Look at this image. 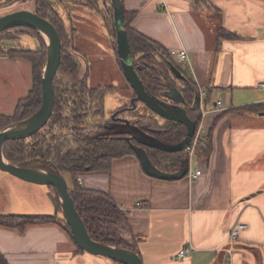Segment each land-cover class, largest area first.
Wrapping results in <instances>:
<instances>
[{
  "label": "crops",
  "instance_id": "1",
  "mask_svg": "<svg viewBox=\"0 0 264 264\" xmlns=\"http://www.w3.org/2000/svg\"><path fill=\"white\" fill-rule=\"evenodd\" d=\"M120 3L135 15L131 29L169 53L187 51L188 65L180 66L206 94L199 143L204 148L210 133L211 149L207 158L194 152L189 168L201 174L193 180L150 177L137 157L126 156L113 160L107 173L79 176V185L109 195L142 264H264V115L244 110L264 104V0ZM33 10L34 0H0V17ZM30 88V65L1 58L0 115L13 112ZM41 188L32 210L25 196L0 189V215L62 216L51 191ZM238 224L246 228L231 241ZM183 249L186 256L175 259ZM0 253L8 264H115L78 254L56 225L23 233L0 228Z\"/></svg>",
  "mask_w": 264,
  "mask_h": 264
},
{
  "label": "trees",
  "instance_id": "2",
  "mask_svg": "<svg viewBox=\"0 0 264 264\" xmlns=\"http://www.w3.org/2000/svg\"><path fill=\"white\" fill-rule=\"evenodd\" d=\"M113 1L34 0L33 12L55 28L61 43L60 65L53 80V111L43 129L23 140L7 141L2 154L9 163L17 167L43 169L69 178V195L91 240L135 251L119 236L118 226L123 222L122 215L109 195L82 188L77 178L86 173H107L113 160L126 156L136 157V149L144 151L151 167L167 175L187 173L184 176L187 177L190 159L186 149L163 151L143 146L128 132H119L115 126L123 122V110L112 113L109 120L104 115L105 99L115 93V88L89 87L85 77L81 75L80 61L73 50L75 17L73 12L69 14L63 4L70 2L73 7L87 8L88 11L96 13L101 18L107 35L113 37L116 48ZM123 12V30L127 34L131 64L145 92L156 100L182 108L188 119L195 124L196 134L201 122V113L196 107L198 92L195 83L187 77L167 50L131 29L134 13ZM0 35L4 36L0 37V59H22L31 67V88L27 96L19 100L12 116H0L2 131L12 124L30 118L40 109L41 75L46 62V45L43 39L29 28H15ZM219 35L221 38L234 37L224 32H220ZM25 36L37 42L35 50L20 45V40ZM3 42L13 44L5 46ZM169 83L181 94L183 99L181 104L164 98L169 91ZM244 110L261 114L264 113V104L250 105L244 107ZM130 123L166 147H178L186 137V128L182 124L164 120L160 124L156 118L147 116L138 117ZM194 139L195 135L187 148L192 146ZM201 144L202 142L195 148V152L202 151V156L207 158L212 144L210 133L204 148ZM47 188L53 194L61 215L60 203L54 188ZM43 225L60 227L72 240L69 227L62 216L0 215V228L14 229L20 233L29 227ZM76 252L84 253L77 247ZM0 264H8L1 253Z\"/></svg>",
  "mask_w": 264,
  "mask_h": 264
},
{
  "label": "water",
  "instance_id": "3",
  "mask_svg": "<svg viewBox=\"0 0 264 264\" xmlns=\"http://www.w3.org/2000/svg\"><path fill=\"white\" fill-rule=\"evenodd\" d=\"M113 16L116 37V54L120 60V68L126 82L129 84L135 100L143 104L155 116L164 120L182 124L186 128V137L184 142L178 147H166L156 140L145 135L140 130L129 132L131 136L141 145L157 148L163 151H178L186 149L190 140L195 135V124L191 122L185 111L179 106H172L167 102L159 101L149 96L139 80L130 59V49L127 34L123 30L124 12L119 0L113 1ZM15 28H29L34 30L44 41L46 45V62L41 75V107L30 118L12 124L0 131V172L6 173L20 181L44 187L54 188L58 197L61 214L69 227L71 238L75 246L92 256L102 257L117 264H142L140 257L133 250L110 246L94 242L89 237L83 221L75 210L73 201L69 195L68 184L65 178L60 174H52L38 168H21L9 163L2 154L3 146L7 141H16L29 138L43 129L52 114L54 96L53 80L60 65L61 43L55 28L45 19L37 16L30 11H16L0 17V34L4 31ZM45 37H44V36ZM169 91L164 95L168 101L181 104L182 96L175 86L168 84ZM260 115H264L261 113ZM13 126H23L19 132H6ZM141 132V136L137 137ZM136 157L139 159L144 172L150 177L163 181H176L182 179L187 173L177 175H167L159 173L149 164L143 150H135ZM123 241L134 249L132 240L123 239Z\"/></svg>",
  "mask_w": 264,
  "mask_h": 264
},
{
  "label": "rangeland",
  "instance_id": "4",
  "mask_svg": "<svg viewBox=\"0 0 264 264\" xmlns=\"http://www.w3.org/2000/svg\"><path fill=\"white\" fill-rule=\"evenodd\" d=\"M71 5L72 4H70V2H65L63 4L70 15L73 12L72 14L75 17L73 27H75L80 36L79 39L76 37L75 33L72 36L74 41V51H76L79 55H86V59L89 57V60H85L86 63L84 64V68L87 72L88 85L91 87L111 86L117 88L116 93L108 95L105 99V118L109 119L112 112L116 111V109L120 107H125L127 108V114L123 115V122L115 126L119 132L129 133L133 130H137V128L130 123V120L133 121L138 117L147 116L149 118H156L158 122L162 124L163 120L155 116L143 104L137 102L134 103L132 99H129L128 96L134 97V95L132 90L129 89L128 83L124 79L122 71L117 65V56L114 52V49H112L115 48V41L113 42L112 36H109L111 42L109 41L101 18L96 13L88 11L87 8L73 7ZM0 37L4 36L0 35ZM3 43L5 46H10L13 44V42ZM19 43L22 46L29 47L31 50H35L37 48V42L28 36L23 37ZM105 48H107L108 51H106V54H103L101 51L105 52ZM14 110L8 115L1 114L0 116H12L14 114ZM137 132L138 131L133 134H136L137 137H140L142 133L139 132L137 134ZM0 177L5 179L0 180V189L2 192H10L13 193L14 196H25V199L27 201L29 200L27 204L32 210L35 200L41 197L40 193L41 189H43L41 188L42 186L40 187L20 181L3 172H0ZM64 178L67 181V184L70 186V179L66 176ZM33 197H35L34 200H31ZM118 228L120 238L122 240L126 239V235L124 237V234L121 230L122 226L119 225Z\"/></svg>",
  "mask_w": 264,
  "mask_h": 264
},
{
  "label": "built area",
  "instance_id": "5",
  "mask_svg": "<svg viewBox=\"0 0 264 264\" xmlns=\"http://www.w3.org/2000/svg\"><path fill=\"white\" fill-rule=\"evenodd\" d=\"M170 56L178 65H183V64L188 65V62H189L188 58L189 57H188V53L185 49L182 48L177 52H172V53H170ZM262 88H264V85H262ZM205 98H206V94L204 92H201L198 90V108H201V105L204 102ZM219 105L220 104H218V106ZM199 141H200V129L198 128V130L195 134V139L193 141L192 146L190 148H186V153L188 154L189 159L192 158V156L195 152V148L198 146ZM200 174L201 173L199 171L191 173V171L189 170L187 177L190 180H193V179L197 178L198 176H200ZM77 181H80V180L78 179ZM245 228H246L245 225H242V224L236 225L230 234L231 241H235L238 238L240 231H243ZM187 253H188V249H183L176 255L175 259L181 260L186 256Z\"/></svg>",
  "mask_w": 264,
  "mask_h": 264
},
{
  "label": "flooded vegetation",
  "instance_id": "6",
  "mask_svg": "<svg viewBox=\"0 0 264 264\" xmlns=\"http://www.w3.org/2000/svg\"><path fill=\"white\" fill-rule=\"evenodd\" d=\"M107 32V31H106ZM75 34H76V36L77 37H80L79 36V34H78V32L76 31L75 32ZM107 37L109 38V41L111 42V39H110V37L107 35ZM75 38V37H74ZM74 42V41H73ZM112 48V47H111ZM112 49H114V52H115V54H116V48H112ZM73 50H74V43H73ZM106 51H108V49L107 48H105V52ZM74 55L79 59V61H80V66H81V75H83L84 77H85V79H86V82H87V80H88V78H87V72H86V70H85V68H84V64L86 63V61H87V59L89 60V57L86 59V55H79L76 51H74ZM116 56H117V54H116ZM86 60V61H85ZM117 65H118V67L120 68V60H119V58L117 57ZM120 70H121V68H120ZM125 79V78H124ZM87 86H89L88 85V83H87ZM128 86H129V84H128ZM89 87H91V86H89ZM93 87V86H92ZM96 87H98V86H96ZM111 87V86H110ZM113 88H115V93L117 92V88L116 87H113ZM129 89L130 90H132L131 88H130V86H129ZM197 92H198V90H197ZM132 93H133V91H132ZM133 95L135 96V94L133 93ZM129 97V99H132L133 101H134V103H140V102H138V101H136L135 100V97H131V96H128ZM196 107H198V96H197V99H196ZM122 110H123V115H126L127 113V108H123V107H120ZM120 108H118V109H116V111L117 110H121ZM53 111V110H52ZM115 112V111H114ZM114 112H112V113H114ZM112 113H111V115H112ZM111 117V116H110ZM107 119V118H106ZM110 119V118H109ZM109 119H107V120H109ZM131 121V120H130Z\"/></svg>",
  "mask_w": 264,
  "mask_h": 264
},
{
  "label": "bare ground",
  "instance_id": "7",
  "mask_svg": "<svg viewBox=\"0 0 264 264\" xmlns=\"http://www.w3.org/2000/svg\"><path fill=\"white\" fill-rule=\"evenodd\" d=\"M22 129H23V126H13V127L9 128V129H7L6 132L14 133V132H19ZM0 159H2V158L0 157Z\"/></svg>",
  "mask_w": 264,
  "mask_h": 264
}]
</instances>
